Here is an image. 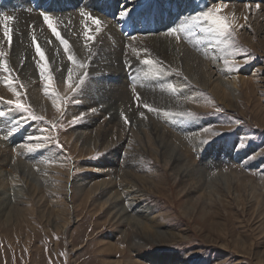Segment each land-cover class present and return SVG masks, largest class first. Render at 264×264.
Here are the masks:
<instances>
[{
  "label": "rangeland",
  "instance_id": "374dc122",
  "mask_svg": "<svg viewBox=\"0 0 264 264\" xmlns=\"http://www.w3.org/2000/svg\"><path fill=\"white\" fill-rule=\"evenodd\" d=\"M117 4L136 11L133 16L148 11L155 20H163L156 4L152 7L146 4L144 9L139 6H144L145 1L141 4L139 1L134 7L129 0H118ZM203 5L204 12L220 8L218 14L230 23L231 34L220 36L206 31L212 27L211 21L201 17L184 26H190L189 30L184 29V40L190 47L194 43L199 46V40L204 37L209 45L215 46V53L223 56L221 61L228 74L235 80L237 78L239 95L233 96L222 84L219 94L213 92L215 88L210 86L211 79L206 77V69L202 66L207 61L199 49L196 50L198 59H192L199 64H185L191 76L182 83L189 93L181 98L187 100L186 106L190 109L187 111L195 116L179 118H188V122L194 124L193 129L188 125L189 133L195 131L205 136L203 141L207 143L203 144L202 154L187 138L182 139L186 130L179 131L170 126L171 120H178L177 116L165 114L160 118L164 119L162 124L166 127V135L175 141L182 139L190 151V158L202 162L203 171H197V175L193 174L195 170L188 161H181L178 165L175 161L173 170H169L171 165L166 163L171 159L158 157L147 146L149 153L138 156L142 146L135 124L142 118L141 111L130 114L137 120L116 119L109 123L110 126L106 124L110 121L108 114L82 107L85 105L82 104L83 98L89 93L87 85L81 86L82 79L69 94L57 91V87L52 89L56 85L49 86L40 79L37 85L39 88L43 85L41 89L45 88V92L41 91L36 98L28 92V82L14 73L13 66L7 65L9 70L6 72L4 65H0V86L10 94L0 95V112L4 113L0 116V123L5 130L7 128L6 133L5 130L1 132L3 127L0 126V264H264V0H205ZM142 14L146 18L145 13ZM143 19L134 17L130 24L128 22V28H143ZM119 29L122 31L123 28ZM161 46L154 47L152 52L161 54L160 60L179 71L184 70L183 64L168 59L167 47ZM138 56L147 57L144 54ZM225 60L229 63L225 64ZM154 67L148 66L146 74L152 82L159 75L156 73L158 67ZM125 69L131 71L128 74L135 71L130 65ZM197 69L201 70L204 80L195 79L194 76L199 75ZM39 76L43 78L41 73ZM128 78L129 88L135 92L137 88L132 75ZM178 78L180 83L182 79ZM18 98L32 115L44 119L33 120L28 113L7 103ZM56 103H60L61 108L57 109ZM9 125L15 131L12 132ZM81 132H84L83 138ZM123 135L126 136L122 140ZM14 142H18L15 144L19 147L24 142L33 144L34 150L29 151L26 146L27 150L21 153L12 146ZM37 144L39 147H35ZM34 151L37 157L33 158ZM237 155H241V161L235 160ZM6 157L8 162L1 161ZM208 157L221 159L215 164ZM112 165L115 170L111 169ZM109 169L112 175L108 173ZM206 172L215 176L212 184L209 183L211 188L198 191L192 186L204 178ZM113 180L116 184L110 183ZM128 182L133 184L131 187L135 191L142 193V202L152 207L150 216L161 234L152 231L151 237L147 236L145 230L138 229L114 212L112 192L116 190L114 194L127 195ZM203 201L208 202L205 205ZM155 256L160 258V263L150 261V257Z\"/></svg>",
  "mask_w": 264,
  "mask_h": 264
},
{
  "label": "bare ground",
  "instance_id": "6f19581e",
  "mask_svg": "<svg viewBox=\"0 0 264 264\" xmlns=\"http://www.w3.org/2000/svg\"><path fill=\"white\" fill-rule=\"evenodd\" d=\"M117 1L118 0H0V17H2L4 14L14 17V20L7 22L8 28L11 30V33H12L11 43H9L7 37L4 35V22L0 20V52L5 53L3 57H0V65H4L3 62L6 60L7 65L13 66L14 73L16 75L17 74L20 75V78H23L24 80L28 82V86H29L28 92L30 93V95L37 98L38 93L40 94L41 91L45 90V88L41 89L43 85L40 88L37 85L40 79L43 80V78H39L41 77L39 76L40 68L39 67L37 68L38 63H42L38 53L36 52V45L38 44L40 48L45 52L46 58L50 65V72L54 78L53 84L56 85L55 87H51L52 89L57 87L58 89V90L56 89L57 91L60 90L61 93L63 92V94H67V93L69 94V92L72 91L74 85H76V83L80 82V80L82 79L83 84L81 86L83 87L87 85V88L89 91L88 96L83 98L84 100L82 104L85 103V105H82V107L88 108L89 111L91 110L95 112L97 111V113L108 114L110 116L109 117L110 121H107L106 123L108 125H110L109 123H111L113 120L116 121V119L120 121H125V118H124L125 116H127V121L130 119L134 120L136 118L134 119L131 118L130 117L131 113H135L136 111L143 112L144 116L139 121H137L138 123L136 124L133 123L136 126V129L138 132L136 134L138 135L140 145L142 146L141 150H138V153H139L138 156L142 155L143 152H145L146 154V152L149 151V150H146L145 148V146H147L150 149V151H153V153L155 152V154L158 157L163 156L165 157V159L166 157L171 159L170 161H167L166 163L167 166L171 165V168L170 169L168 168L169 170H173L172 166H173V163H175V161H177V163H175L176 165L180 164L181 161H183L184 163L188 161L191 164L190 165L191 169L193 167L195 170L193 174L197 175V171H203V166H202L203 164L202 162L198 163L192 160V158H190V155L188 153L189 150L186 148L185 143L183 142L182 139L187 138L189 142H191L190 144L196 147L199 153L202 154L203 144L205 145V143H203V139L205 136H203L202 134L199 135L195 131L194 132L197 133L198 135L195 134L194 132L193 133L191 132L192 134L189 133L188 129L190 130V128H188V125H190V127H192L193 129L194 124L188 122V118L187 119L179 118L180 116L177 115L176 118H178V120H175V121L171 120L170 126L176 128L179 131L186 130V132L184 133V137H182V139H177L176 141L172 140L171 137H168L166 135V132H167L166 127L164 124H162V121L164 119L161 120L160 116L165 115L166 112L179 113V112H188L187 110H190L186 106L187 100L185 101L184 99L181 98V96H183L184 94H186V92H188L186 91L187 86L185 87V85L182 83H184L183 81L185 78L187 79L188 76H191L190 73L187 71V66H185V64L194 65L198 63L192 60L193 57L198 59V57L196 56L197 55L196 50L198 49L200 50V52L202 51L204 53V54L201 53L202 55H205L204 60H206L207 62L206 63L204 62L205 64L202 62L204 64L202 66L206 69V72H207L206 77L211 79L210 86L213 85V87L215 88L213 89V92L214 93L216 92L217 94H219L222 91L219 89V86H221L220 84H222L229 90V93L232 94L233 96L239 95L237 78L235 80L234 77L228 74L227 70L224 68L223 61H221L223 59V56L220 55L219 57V55L215 53V49H216L215 46H212L211 44L210 46L207 40L204 39V37L203 38L201 37L202 41L199 40L201 42L199 46L194 45L195 43L194 44L191 43L193 44V46L190 47L184 40V37H185L184 29L186 28V27L184 28V26L192 23L194 20H196L197 17H200L201 13H204L205 7L203 5V2H205V0H197L196 2L194 0H139L140 4L143 1H145L144 6H139L140 9H144L146 4H148L149 6L151 5V7L153 6V4H156L157 5L156 10L157 12L160 13V16L163 19L162 21L155 20L156 18L154 17V15L152 16L150 14L151 12L149 13L147 10H146L147 14L146 12L140 11V12H137L135 16H133V14L136 11H132V9L130 10V14L127 18L121 19L119 16V13L121 9H123V7H120L117 4ZM138 2L136 3V0H129V3H131L130 5H132V7L138 5ZM4 8H6V11L4 10ZM117 9L118 11L119 10L120 11L117 12ZM1 11H5V12L1 13ZM105 12H107L108 15H106ZM45 13L53 17L54 21L57 24V30L61 33V36L63 37V39L69 42L68 51H65L64 45L61 43L60 39L55 36L52 30L44 22L43 14ZM82 13H85V15H82ZM113 13H114V16L112 17L111 15ZM142 13H145L146 18H144L145 16H143ZM86 14H90L92 17L98 18L101 21V31L99 33L95 32V28H96L95 22L89 18V15H86ZM153 14H155V12ZM136 16H141L142 19L144 18L145 25L143 26V28H138L136 30H134L136 27H132L133 29L128 28V22L131 21V19H133ZM85 25H87L88 28L91 30V34L95 36L94 40H86L85 35H84ZM189 27H187L188 30H189ZM118 28H123V29L122 31L119 29L120 30L119 31L117 30ZM173 29H175V31H173ZM158 30H160V32L154 34ZM33 36H35V40L33 39ZM161 45L167 47L166 55L169 56L168 59L172 58L177 63L183 64L185 66L184 70L182 69L179 71L177 68L171 66V64H168L164 62L163 60H160L161 54L157 52L155 53L152 52V50H154L153 49L154 47H159ZM139 54H142V55L144 54V56L147 55V57L146 58L141 57V56L139 57L138 56ZM69 55H72L74 57L75 62L70 61L68 59ZM95 57H97V60ZM146 60H151L154 63L147 64L145 63ZM156 60L161 65L160 64L156 65L157 64ZM34 62H36L37 66L34 64ZM80 63H84L85 67L81 68L77 66V65H80ZM127 65L134 67L136 72L134 71L131 74H128L131 71H127L125 69ZM151 65H154L155 66L154 68L158 67L159 69L158 71H160L158 75V79L154 82L150 81L146 77V74H148L147 68L148 66H151ZM203 67H199V68H203ZM69 69H72L73 71V87L72 88H69L67 84V75H68ZM198 73H199L198 76H194L195 79L197 81L204 80V78L201 75V70H198ZM129 75H132L133 82L136 83L137 89L135 92H131V89L129 88V83H130L129 82L130 78H128ZM177 76L182 79L180 83H178L177 81ZM42 80H41L42 83L46 82L45 80L43 81ZM189 80H185V82L187 81L189 82ZM169 85L175 88V91H172ZM195 85H197V83ZM52 89H51V92H52ZM8 94L9 92L6 91V88L0 86V95L7 96ZM192 95H195V94L193 93ZM137 97H139V99H137ZM188 98H189V95H188ZM192 101L194 102L195 100H192ZM193 102L191 104H193ZM39 103L41 104V102ZM145 103L151 105L153 108H156L159 111L153 112V111H149L148 109H145L143 107V104ZM194 105H196L197 107L199 106L202 107V105H197L196 103ZM190 106L191 105H189V107ZM90 120H91V117H90ZM166 120H169V119H166ZM0 126L3 127L1 131L3 132L5 130L4 129L5 126L1 123H0ZM105 127L107 128V126ZM8 128L13 132L12 126L9 125ZM112 128H115V127H112ZM103 129L105 130V128ZM6 130H5V133H6ZM200 130L201 129H199L198 131ZM90 132H92V130ZM126 132H128V130H126ZM131 134H133V132H131ZM131 134L129 135L130 137H131ZM83 135H84V132H81L80 137H82ZM86 136H89V135H86ZM125 136L123 135L121 139L122 140L123 138L125 139ZM112 138H111V141H112ZM87 139H91V138H87ZM12 140L16 141V139H12ZM115 140L117 141V139ZM127 140H128V137H127ZM107 141H109L108 138H107ZM116 141L114 143H116L117 145ZM15 143L18 144V142H14V144ZM108 143L111 144V142H108ZM14 144L12 146H14L15 148H18L21 153H24L27 150L26 148L27 145L25 142L22 143L20 147L17 144L15 145ZM107 145L105 146L106 148H107ZM140 145L138 146L140 147ZM111 146L113 145L111 144ZM127 146L128 145H126L125 148ZM134 148H135V145H134ZM133 152L135 153L136 151H133ZM35 155H37V153L32 154V157L33 158L37 157ZM146 156H149V155L147 154ZM7 157L1 158V161L7 160ZM132 157L134 156H131V158ZM208 158L210 159L211 162H214L215 164H218L221 159L218 157L217 158L208 157ZM235 160L241 161L242 160L241 155H237V158H235ZM204 161H207V159H205ZM127 165H128V162H127ZM112 166L113 167L112 168L110 167V168L115 170L114 165ZM118 167L122 169V165L118 164ZM128 167H131V166H128ZM185 167L182 168V171L184 173L186 172ZM188 168L190 167L188 166ZM180 170H181V167H180ZM108 173H111L110 169ZM126 174L128 175L127 171H126ZM179 174L181 173L179 172ZM204 174H205L204 178H201L200 180H197V181L195 180L197 184L192 186V187H195V189L198 191L202 189L201 190L202 192L208 191L207 189L208 187L211 188L210 184H212V181L214 180L213 178H215V176H213L211 172L210 173L206 172ZM125 179L123 180L125 181ZM147 180L148 179H146L145 181L147 182ZM119 182H120V185H123L121 181ZM129 182L128 184L130 185ZM110 183L116 184V181L113 180V181H110ZM106 185H103V186H106ZM132 185H130V187L129 186L127 187L128 189L127 195L124 194L125 196H119L121 195L120 193L119 194L116 193L117 195L114 194L116 190L114 191L113 189L114 193L112 192V194H113V200L115 202V204L113 205L115 207L114 212L117 215H121L124 220L130 221L138 229L145 230V235L147 236H150L152 231H156L158 235L159 233L161 234L162 233L161 230L156 228L157 225L155 226L154 219L150 216L152 207L148 206L147 203L142 202L143 200L140 196L142 195V193L140 194L138 193V191H135L132 188L133 187ZM199 195H202V193ZM200 198H202V196ZM205 200H207V198H205ZM207 202L208 201H206V203ZM153 237L154 236H152V238ZM159 259L160 258L156 256L154 258L150 257V261L155 262V263L157 262V260H158L157 263H160Z\"/></svg>",
  "mask_w": 264,
  "mask_h": 264
},
{
  "label": "snow or ice",
  "instance_id": "6c2138e0",
  "mask_svg": "<svg viewBox=\"0 0 264 264\" xmlns=\"http://www.w3.org/2000/svg\"><path fill=\"white\" fill-rule=\"evenodd\" d=\"M220 12V8L217 7L216 9H213L211 11L208 12H204L200 14V17H197L196 19L199 20L201 17H203L206 20H210L212 23V27H209L208 29H206V31L209 32H215L218 33L220 36H227L230 35V29H231V25L228 22V20L223 17L218 15V13ZM130 14V9L128 8H123L121 9L119 16L121 19L127 18ZM82 15H85V13H82ZM89 15V18L91 20H93L95 22L96 28H95V32L99 33L101 31V21L98 18L92 17L90 14H86ZM0 20H2L4 22V35L7 37L9 43H11L12 41V33L11 30L8 28V21H12L14 20V17L9 16L7 14H4L2 17H0ZM43 20L44 22L48 25V27L52 30V32L55 34V36L57 38L60 39L61 43L64 45L65 51L69 50V42L65 39H63V37L61 36V33L57 30V24L54 21L53 17L48 15L47 13L43 14ZM173 31H175V29H173ZM85 38L86 40H94L95 36L91 34V30L88 28L87 25H85V32H84ZM33 39L35 40V36H33ZM220 43H224L223 40L219 41ZM36 52L38 53L40 60L42 61V63H39V68H40V73L43 76L44 80L47 82V84L49 86L52 85L53 83V76L50 72V66L48 63V60L46 58L45 52L40 48V46L37 44L36 45ZM5 55V53L0 52V57H3ZM68 59L70 61L75 62V59L72 55H69ZM4 70L7 72L8 66H7V61L5 60L4 62ZM145 63L147 64H153L154 62L151 60H146ZM229 61L225 60V64H228ZM79 67L84 68L85 64L84 63H80ZM157 74H159V71H157ZM82 83V81H81ZM67 84L69 88L73 87V71L72 69L68 70V75H67ZM169 87L171 88L172 91H175V88H173L171 85H169ZM19 96V94H17ZM137 99H139V97H137ZM9 105H13L16 110L20 111V112H25L28 113L29 116L31 117V119L33 120H43V117H37L31 114L30 109L28 107H26L21 100L18 98L14 101H8L7 102ZM57 107V109L61 108V104L60 103H56L55 105ZM143 107L145 109H148L149 111H159L156 108H153L151 105L145 103L143 104ZM168 116H182V117H194L195 113L192 112H179V113H172V112H166L165 113ZM4 115L3 112H0V116ZM83 115V114H82ZM140 115L143 117L144 113H140ZM125 121H127V116L124 117ZM13 131H15V129H13ZM42 139H48L47 137H42ZM203 143H207V141H203ZM35 147H39V145L37 144ZM27 148L29 151L34 150V146L32 144H28Z\"/></svg>",
  "mask_w": 264,
  "mask_h": 264
}]
</instances>
